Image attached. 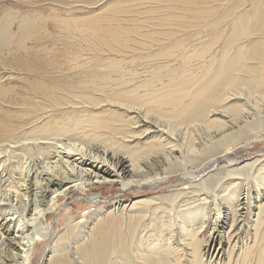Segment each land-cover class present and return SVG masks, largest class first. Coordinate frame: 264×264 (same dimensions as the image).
<instances>
[{"label": "bare ground", "instance_id": "6f19581e", "mask_svg": "<svg viewBox=\"0 0 264 264\" xmlns=\"http://www.w3.org/2000/svg\"><path fill=\"white\" fill-rule=\"evenodd\" d=\"M56 2L94 6L103 0ZM245 2L162 0L170 12L163 18L149 17L152 33L123 27L126 19L121 17L131 13L121 3L105 9L104 16L77 18L72 29L70 20L43 17L32 9L36 0H27L25 5L33 11L17 18L12 14L17 12H4L0 18V56L7 55L0 57V69L16 73L8 75L16 79L7 81L0 75V219L7 211L10 215L0 222L6 229L0 234L8 239L15 223L24 224L13 230L22 236L17 245L5 244L0 238L3 252H14L9 259L4 258L6 261L0 258V264L26 262L29 246L40 237L45 239L41 218L71 186L81 189L111 181L129 189L160 184L176 174L194 179L202 167L228 158L239 147L234 145L237 140L247 145L264 139V118L257 117L264 114V106L262 111L259 107L264 99V0H252L249 11L240 9ZM17 20L13 33L11 28ZM47 23L53 24L55 31L75 30L83 36L88 45L85 48L66 32V49L77 53L79 59L91 55L96 64L74 58L69 66L65 51L60 57L68 67H63L57 63L60 54L55 53L52 60L48 51L29 47L28 42L43 41ZM192 30L195 35L188 34ZM187 39L203 43L187 54L194 46V42L185 46ZM221 42V56L210 54ZM132 50H144L145 60L157 65L142 72L125 69L124 61L116 58ZM132 54L134 59L128 63L143 58ZM171 58L179 59L177 67L160 64ZM192 61L197 63V73L188 69ZM243 89L256 93L251 96L256 98L253 105L258 113L250 104L231 100L236 97L233 93L238 96ZM233 115L242 121L240 130L223 136L218 143L213 134L229 131L225 128ZM151 119L156 125L152 126ZM134 141V152L130 153L127 148ZM228 170L231 178L240 175ZM208 183L210 179L188 183L187 190L204 192V201L196 206L178 198L185 190L165 195L159 203L153 198L129 203L125 213L123 209L116 217L102 219L90 241L75 250L76 254L83 264H110L114 256L119 264H184L185 260L186 264H264L258 228L264 192L255 188L248 199V194L240 195L243 189L236 186L217 205L218 200L209 201ZM205 205H211L209 212ZM251 206L258 211L253 237L248 228L244 236L251 238V244H244L237 235L243 228L236 226L241 219L239 210L246 208L250 214L252 209L247 208ZM176 229L181 235V249L174 242ZM261 237L264 239V234ZM50 264L69 263L65 256L57 255Z\"/></svg>", "mask_w": 264, "mask_h": 264}, {"label": "rangeland", "instance_id": "374dc122", "mask_svg": "<svg viewBox=\"0 0 264 264\" xmlns=\"http://www.w3.org/2000/svg\"><path fill=\"white\" fill-rule=\"evenodd\" d=\"M26 1L27 0H19V1H17V0H0V18L4 15V12H6V11H10V12L13 11L15 13L17 12V14L12 13L14 16L16 15V18H17L20 16V14L25 15L26 12L27 13L32 12L33 11L32 9H35L39 14H41V16L44 15L43 17L56 18L59 21L64 20V18H65V20H70L69 26L72 29L73 28L72 23L77 18H86L88 16L89 17L104 16L103 11L105 9L110 7L113 3H121L131 13L130 15H124L121 17V18L126 19L125 21L122 22L123 27H125V28H133V27L138 28L139 27L142 33H152L153 28L149 27V25L152 23L147 22V21H149L148 20L149 17H152V18H161L162 17L163 18V17H165L164 15H166L167 12H170V11L166 10L168 8V5L162 3V0H128V1H126V0H103V2H101L100 4L94 5V6H88L85 4H77V3L71 4L69 6V5L59 4L56 2V0L55 1L54 0H52V1L51 0H36V2H37L36 6H35V8L32 7V9H31V6L25 5ZM157 1L161 2V3H159V4L155 3ZM251 1L252 0H246L245 4L242 7H240V9L249 11L250 7L248 4ZM219 5L221 8H223V4H219ZM7 8H10V9L8 10ZM52 10H53V13H52ZM149 11H153V12L151 14H147V12H149ZM137 13H139V15H137ZM17 23H18V20L16 21V23L11 28L13 33H15L17 30ZM120 24H121L120 22L117 23V25H120ZM53 26L54 25L51 23L50 24L47 23L44 26L46 28V32L42 33L43 38H44L43 41H41L39 43H35L34 41H32L31 43L28 42L27 44L29 47H35L36 49L40 47V50L42 49V50H45L46 52L48 51L49 54L51 53L52 60L54 58L55 53L60 54L57 57V63H59V64L61 63L63 65V67H68V64L64 61L65 59H63V57H60V56L63 53H65V51L67 52V54H65V56L68 58L69 66L75 62L74 58L79 59V56L75 52H71L72 55L70 53H68V50L66 49L67 47L65 46V43H66L65 40H68L69 36L67 35L66 32H68L69 35H74L75 39L77 38L76 39V41L78 42L77 44L79 46L81 45V47L83 46L82 48H85L88 45L85 43V38L83 36H81L80 34L76 33L75 30H73V31L68 30L67 31L66 29H61L59 31H55L53 29ZM141 27H143V28H141ZM154 31H157V30H154ZM72 33H74V34H72ZM190 33H192V35H195L194 30H192V32L189 31L188 34H190ZM53 34H55V36ZM184 37H186V36H184ZM133 38H135V37H133ZM191 42L192 43L194 42V46H193V48L189 47L190 50L188 49L187 54H190L192 52V49H195V46L203 43V42L195 40V39H187V40H184L183 44L185 46H187V44L188 43L191 44ZM57 43H59V44H57ZM222 43L223 42L220 43L221 47L218 46V47L212 48V51L210 54H214V56H215V54H216V56H221V53L223 52ZM57 45H59V46H57ZM147 45H149V43ZM61 49L63 52L60 51ZM41 53H43V51H41ZM132 53H138V55L141 54L140 56L141 57L143 56V58L141 59V61H140V59H138L135 62H132V64L128 63L129 60L132 61V59H134ZM4 55H7V54L3 53L1 56H4ZM146 56L147 55L145 54L144 50H140L139 52H134L132 50L129 54H126V56H118L116 59L124 61L123 66L126 67V68L124 67L125 69H131L132 68L134 71L137 70L138 72H142L144 70L149 71L150 68H153V66L155 67L157 65L154 61H151L150 59L145 60ZM175 59L171 58L169 60H166L165 62L164 61L162 63L160 62V64H164V63H165V65L169 64L168 67L174 68V67H177V65L179 63V59H177V58H175ZM79 60L83 61L89 65L90 64L91 65L96 64V59L93 58V56H91V55H89V57H87V58L79 59ZM70 61H71V63H70ZM147 61H148V63H147ZM126 63H128V64H126ZM128 66H131V67H128ZM145 66H147V67L145 68ZM193 67H195V68H193ZM71 68H73V67H71ZM188 69L190 70V72H193V73H197L199 71L198 70L199 68L197 67V63L195 62V64H194L193 61L190 62ZM0 75H4L5 76L4 80H7V81L9 79L10 80L16 79L15 76H14L15 78L8 76V75H16V73L9 72L8 69H0ZM16 85H18V84H16ZM18 86H20V84ZM17 88L18 89H16V91L19 92V87H17ZM20 92H22V90ZM231 92H233V91H231ZM238 94L239 95L237 96L236 92H235V94L233 93V95L234 96L236 95V97H233V98L231 97V100H233L234 102L237 101V102L244 103V104H250L251 105L250 108L255 110L253 104H255L254 101H256L255 100L256 98L251 96V95H256V93H254L253 91L249 92L248 90L243 89V90L239 91ZM258 97H260V96H258ZM233 101L231 103H233ZM257 102L259 103L260 100H258ZM263 102H264V99L262 98L261 102L259 103L260 111H262V107L264 106ZM261 105H262V107H261ZM259 107L257 108L258 110H259ZM263 110H264V107H263ZM255 112H256V110H255ZM256 113H258V111ZM257 117H263L264 118V114H261V115L257 114ZM237 118H239V117L234 116V115L231 117V119L229 120V122H230L229 127L227 126V128H225L226 130H229V131H225V132L222 131L224 133L223 135H220V133L218 134V132L213 134V136L214 135L217 136L215 139H218L217 140L218 143L222 142L221 138L223 136L230 135V134L234 135V132H236V130H240V128L242 126V123H241L242 121L240 120L238 122ZM242 120H243V117H242ZM251 120L252 119L250 118V120H248V122H250ZM151 122L153 124L152 126L156 125L152 119H151ZM232 122L235 125H233ZM262 122L264 123V121H262ZM236 126H238V127H236ZM230 127L233 129H231ZM151 132H153V131H151ZM151 132H148V133L151 135H154ZM202 134L205 135L204 132ZM204 135H203V137H204ZM233 141H234V139H233ZM240 141L241 140H237L236 142L234 141L235 142L234 145L238 144L239 147L236 148L233 151V153H231L228 156V158H224L223 160H220L217 164H209V166L206 165L205 167H202L201 170L196 173V175H195L196 178H194V179H192V178L189 179L190 177H187L183 174L182 175L176 174V175H172L171 177H169L167 180H165L164 182H162L160 184H150V183L148 184L147 183L140 188H139V186L138 187L133 186L129 189H124V188L120 187L119 182L113 183L111 181L94 183L91 185L88 184L86 187L81 188V189H77V188L71 186L69 188V191L67 190L65 192V194H61L58 196V199H56V201L54 202L53 206L51 207V209L47 213V215L45 217L41 218L40 227L41 228L43 227L45 229V231L41 234L45 235V239H42L40 237L39 239H36L35 242L29 246L28 251H27V255H26L27 256L26 262L24 264H48L49 262L51 263L52 258L56 257L57 255L58 256L59 255L65 256L66 261L68 260L69 264H83L81 259L78 256V254H76L77 251L75 252V250L79 249L80 247L86 246V244L90 241L89 239H91L92 236L94 235V233H95L94 231L97 229L96 228L97 224H99L102 221V219H104L106 216L116 217V215L118 216L121 214V211L123 209H124V213H125L126 212L125 210H128L127 208L129 207L128 206L129 203H133L135 200H144L146 198L156 199L157 200L156 203H159V200L161 197H164L165 195H168L170 193L172 194L174 192L180 193V192L185 190V192H184L185 194L179 196L178 197L179 199H183V201H185V203H187L190 206H196V205L201 204V201H204V195H203L204 192L198 193V192H195L193 189L187 190L189 188L188 183H190V180L197 181V179H204L207 181V179H210L211 183L207 184L208 192H211V194L208 195V196L211 195L210 196L211 199H209V201L213 200V198H214V200L215 199L218 200L217 205L221 201L219 199L220 198H228L230 193L233 192V190L235 191L236 186L243 189V191L240 192V195H242V193H243L242 196H244L246 193L248 194V199H250L249 195L252 197L253 194H255V188H258L262 192H264V185H263L264 183H262L264 180V139H258L257 141L252 142V143L247 144V145L245 144L246 142L241 141L242 142L241 143ZM134 143H136V142L134 141L131 144L132 145L131 148H127V151L129 150L130 153L134 152L133 151V149H134L133 144ZM141 144L142 143H140V145ZM130 150H132V151H130ZM228 169H230L232 171H236V172L238 171L240 175H236V176H234V178H231L227 174V172L229 171ZM219 170H221V171H219ZM218 173H222V174H220V177L217 176ZM226 174H227V176H226ZM222 176L225 177V179L222 178ZM216 178H220V179L222 178V179H221V181L219 180V182L217 183ZM232 180H234V182ZM220 184L222 186L221 188L219 187ZM222 188H223V190H222ZM230 189H233V190H230ZM173 190H175V191H173ZM192 192H194V193H192ZM215 192H217V195L214 194ZM188 193H189V195H188ZM194 201H195V203H194L195 205H192L191 203ZM260 203L262 204V207H261V209H262L263 205H264V199L263 200L261 199ZM256 206H257V204H256ZM203 208L209 212V210L212 207H211V205H208V206L205 205V206H203ZM245 209L246 208H244L243 210H241V209L239 210L240 214H241V219L238 221L236 228H239L241 226L243 229H241L237 233V235L240 236L239 241H241V242L243 241L244 244L245 243L251 244V238L250 239L247 237L244 238V236L246 233V228H248L251 231L250 235H252L250 237H253V231H252L253 230L252 228H254L253 222H255V220H256V215H257L258 210L255 209L254 206L248 207L247 209H252V211H250V214H249V210L246 211ZM263 212H264V209H262V211H261L262 214H260V219H259L260 220L259 222L262 224L258 227V228H260L259 238L261 239V241L263 240L262 244H264V239L261 237V235L264 234V223H263L264 222V213ZM8 213H9V211H7L6 214L3 215V217L0 219V222L3 221L2 219H4V221H6L10 218V215H8ZM109 214H111V215H109ZM28 217H30V216H28ZM154 218H155V216H154ZM261 218H263V219H261ZM23 224H24V222H22L19 225L17 223H15L14 228H11L9 235H7L8 239H5V237H6L5 235L1 236V234L3 232L5 233L6 229L3 230L0 227V232H1L0 238L5 239V241H4L5 244L10 243L9 245H11V244L17 245L18 241L20 240V238H22V236L21 235L18 236V234L14 233L15 231L13 232V230H16L17 226H18V228L19 227L21 228V226ZM262 225H263V227H262ZM74 228H75V231H74ZM159 229H161V231L163 233H165L163 228H159ZM199 238H201V237H199ZM174 242L179 249H181V247H183V244L181 242V235H180V232L178 233L177 229H176L175 234H174ZM0 243H1V241H0ZM146 245H147V243H146ZM2 249H4V246H1V244H0V251H1L0 252V258H2L4 261H6L7 259H9L13 255L14 252L8 251L6 249V250H4V252H5L4 253ZM166 256H167V254H166ZM111 260L112 261L110 264H119V261L117 262V259L115 258V256L112 257ZM167 261H169V258H166V262ZM184 264H186V260H185ZM238 264H240V263H238Z\"/></svg>", "mask_w": 264, "mask_h": 264}]
</instances>
